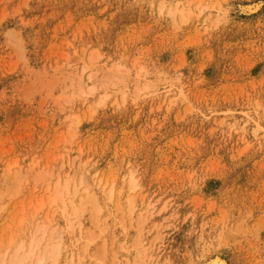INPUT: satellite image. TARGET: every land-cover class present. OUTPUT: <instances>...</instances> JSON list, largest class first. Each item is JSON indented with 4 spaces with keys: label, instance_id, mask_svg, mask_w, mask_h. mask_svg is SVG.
Listing matches in <instances>:
<instances>
[{
    "label": "rangeland",
    "instance_id": "374dc122",
    "mask_svg": "<svg viewBox=\"0 0 264 264\" xmlns=\"http://www.w3.org/2000/svg\"><path fill=\"white\" fill-rule=\"evenodd\" d=\"M212 258L264 264V0H0V264Z\"/></svg>",
    "mask_w": 264,
    "mask_h": 264
},
{
    "label": "bare ground",
    "instance_id": "6f19581e",
    "mask_svg": "<svg viewBox=\"0 0 264 264\" xmlns=\"http://www.w3.org/2000/svg\"><path fill=\"white\" fill-rule=\"evenodd\" d=\"M154 2V1H153ZM251 6V5H250ZM164 6H161V8H163ZM259 7H260V5L259 4H257V5H254L253 4V6L252 7H248V11H250V13H254V12H256L258 9H259ZM243 8V7H242ZM241 8V9H242ZM245 9H246V7H245ZM243 10H244V8H243ZM172 11H174V10H172ZM171 11V14H172V16H174V12H172ZM247 14V13H246ZM251 15V14H250ZM139 74V73H138ZM137 74V77H138V79H139V77L141 76V75H138ZM141 78V77H140ZM143 78V77H142ZM137 79V78H136ZM144 79V78H143ZM141 80V79H140ZM142 81V80H141ZM80 92H81V90H79ZM166 93H168V92H166ZM245 116V115H244ZM247 116V115H246ZM247 118H248V116H247ZM250 119V118H249ZM251 120V119H250ZM252 121V120H251ZM254 123V122H253ZM257 124V123H256ZM255 124V125H256ZM256 127H257V129L258 130H260L259 128H261V127H259L258 128V125H256ZM255 129V128H254ZM254 129H253V133L255 132L256 133V131L257 130H255L254 131ZM262 130V129H261ZM254 136V135H253ZM255 137V136H254ZM95 176V175H94ZM95 178H93V180H94ZM95 181V180H94ZM68 182V181H67ZM87 182V181H86ZM129 182L130 183H132V188H131V190H134L135 188H138L139 187V185H138V183H136V181L134 180V178L133 177H130V180H129ZM97 184V183H96ZM65 189H67V185H65ZM87 191H88V189L87 188H85V193H87ZM57 194H60V193H57ZM77 193L76 192H74L73 193V197L76 195ZM89 200H91V199H89ZM37 232H38V234L39 233H41L42 235H44L45 233V229L44 228H38L37 230H36ZM36 233V232H35ZM40 234V235H41ZM36 235V234H35ZM50 236H52V235H50ZM57 238H61V236H58ZM40 239V238H39ZM39 239H37V242L38 241H41V240H39ZM43 239V238H42ZM30 249L28 250V252H29V254H27V257L29 256V257H33V253H34V251H35V245H34V243H33V246H32V244H31V247H29ZM24 250V249H23ZM218 254V253H217ZM213 259V258H212ZM211 262V261H210ZM208 264H226L224 261H222V260H220V259H216V260H212V262L211 263H208Z\"/></svg>",
    "mask_w": 264,
    "mask_h": 264
}]
</instances>
